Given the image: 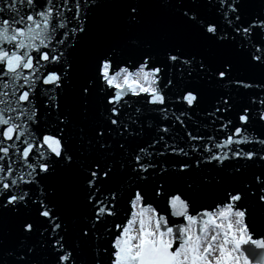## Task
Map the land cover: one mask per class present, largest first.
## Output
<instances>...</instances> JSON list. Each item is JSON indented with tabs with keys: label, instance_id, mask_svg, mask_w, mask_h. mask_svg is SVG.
<instances>
[{
	"label": "snow or ice",
	"instance_id": "snow-or-ice-1",
	"mask_svg": "<svg viewBox=\"0 0 264 264\" xmlns=\"http://www.w3.org/2000/svg\"><path fill=\"white\" fill-rule=\"evenodd\" d=\"M0 264H264V0H0Z\"/></svg>",
	"mask_w": 264,
	"mask_h": 264
}]
</instances>
